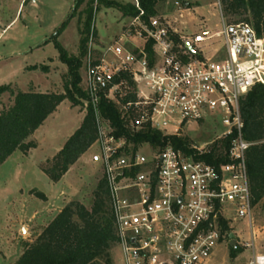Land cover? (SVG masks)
<instances>
[{
  "label": "built area",
  "instance_id": "built-area-1",
  "mask_svg": "<svg viewBox=\"0 0 264 264\" xmlns=\"http://www.w3.org/2000/svg\"><path fill=\"white\" fill-rule=\"evenodd\" d=\"M132 5L139 14L127 30L104 48L92 31L84 58L85 109L92 105L99 125L96 161L103 166L118 246L125 264H208L228 236L224 221L230 226L235 217L253 224L251 144L243 138L240 105L264 86V38L247 23H225L222 15L219 32L180 40L161 18L146 21L139 0ZM214 38L223 47L209 56L203 44ZM102 100L120 106L134 133L151 128L180 137L192 124L206 122L224 130L211 141H191L188 153L148 143L135 151L102 118ZM234 135L222 155L226 162L203 159ZM246 264H264V255L254 252Z\"/></svg>",
  "mask_w": 264,
  "mask_h": 264
},
{
  "label": "rangeland",
  "instance_id": "rangeland-1",
  "mask_svg": "<svg viewBox=\"0 0 264 264\" xmlns=\"http://www.w3.org/2000/svg\"><path fill=\"white\" fill-rule=\"evenodd\" d=\"M74 1L37 0L33 3L32 0L23 5L12 23L19 1L0 0V86L12 85L21 91L36 86L42 92L63 93L68 68L60 62L52 38L72 16L58 41L70 56L79 57L89 3L95 13L93 31L96 43L101 48L118 39L131 23L129 17L100 5L99 0H86L83 6L73 11ZM222 15L227 24L245 23L249 17L248 14L225 16L221 0H164L157 5L153 17L166 21L181 40L192 39L199 33L212 35L219 32L222 30ZM203 46L208 47L205 54L213 55L215 50L223 47V41L214 38ZM82 64L84 79V59ZM82 87L85 88L83 84ZM10 102V94L2 95L0 111L1 105L9 106ZM83 103L84 106L72 107L69 101L63 102L43 128L30 138L38 147L29 156L16 152L0 166V264H16L25 244L35 242L69 203L77 201L89 210L93 208L98 187L104 180L103 166L96 161L100 154L97 144L58 183L52 182L40 169L81 126L87 112ZM222 130L212 122H206L199 126L192 124L190 130L185 129L180 134L192 142L203 143L213 140ZM35 189L43 192L48 200L42 201L32 195L31 191ZM230 226L226 233L230 232L229 237L214 250L208 264H246L254 252L264 255V199L254 206L252 225L248 220L232 217ZM231 234L235 235V246L231 245ZM233 249H238L235 257ZM112 257L114 264H125L121 247L113 248Z\"/></svg>",
  "mask_w": 264,
  "mask_h": 264
},
{
  "label": "trees",
  "instance_id": "trees-1",
  "mask_svg": "<svg viewBox=\"0 0 264 264\" xmlns=\"http://www.w3.org/2000/svg\"><path fill=\"white\" fill-rule=\"evenodd\" d=\"M146 12V21L156 15V7L164 0H139ZM86 0H76L73 11L79 9ZM225 16L249 15L244 21L253 26L258 35L264 38V0H221ZM92 3L88 4L87 19L82 30L79 57L70 56L58 41L73 18L52 38L59 53V60L68 68L64 76L63 93L23 92L12 86H0V97L9 93L12 102L0 112V166L5 164L16 152L27 156L37 147L30 138L40 129L60 105L69 101L72 107L84 106L89 100L82 87L81 69L85 58L89 37L95 21ZM106 8L115 9L124 17H137L139 11L132 4H122L115 0H99ZM95 32V31H94ZM95 34V33H94ZM96 36V34H95ZM131 98V97H130ZM133 98V97H132ZM241 118L243 138L251 144L247 152V167L253 194L254 206L264 199V86H256L242 99ZM102 118L109 123L117 137L124 136L138 150L144 143L164 149L173 146L189 152L191 140L188 137L169 136L151 128L134 133L124 121L120 106L102 100L99 105ZM99 125L92 105L88 106L80 128L67 140L63 148L52 159L40 167L41 171L54 183L60 182L70 169L96 144ZM232 136L221 140L213 148L210 156L203 157L208 163L226 162L223 152L231 147ZM215 158H217L215 160ZM31 194L42 201L48 198L43 192L32 190ZM227 233L230 227L223 222ZM230 232L228 233L229 237ZM119 238L116 218L111 204L105 179L100 183L96 200L91 210L82 203L73 201L43 230L33 243L24 246V252L16 264H114L112 250L118 246ZM238 249H233L234 257Z\"/></svg>",
  "mask_w": 264,
  "mask_h": 264
},
{
  "label": "crops",
  "instance_id": "crops-1",
  "mask_svg": "<svg viewBox=\"0 0 264 264\" xmlns=\"http://www.w3.org/2000/svg\"><path fill=\"white\" fill-rule=\"evenodd\" d=\"M18 1H19V8H18V11H17V15H16V17H15V19L13 20L12 23H14V22L16 21V18H17V16H18V13H19L20 9L23 7V5L28 4V3H29L30 1H32V0H18ZM36 1H37V0H33V3H36ZM75 1H76V0H75ZM75 1H74V4H75ZM115 1H117V2H119V3H122V4H131V3H132V0H131V1L115 0ZM12 23H11V24H12ZM11 24H10V25H11ZM9 27H10V26H8L7 28H9ZM5 31H6V30H4V32H5ZM209 56H210V54H209ZM10 86H12V85H10ZM12 88L15 89V90H19L18 88H14L13 86H12ZM31 90H33L34 92H40V93H58V92H55V91H52V90H50V91H46V92H42V91H40L36 86H31L30 89H29L28 91H23V92H30ZM20 91H21V90H20ZM8 94H9V93H8ZM10 98H11V95H10ZM10 103H11V102H10ZM3 107H4V106L1 105V111H2ZM58 109H59V108H58ZM1 111H0V112H1ZM57 111H58V110H57ZM54 114H55V113H54ZM54 114H53V115H54ZM53 115H52V116H53ZM52 116H50V117H52ZM50 117H49V118H50ZM49 118H48V119H49ZM84 118H85V116H84ZM84 118L82 119V122H83ZM82 122H81V125H82ZM44 124H45V123H44ZM42 128H43V127H42ZM79 128H80V127H79ZM37 131H39V130H37ZM37 131H36V132H37ZM76 131H77V130H76ZM76 131H75V132H76ZM36 132H35V133H36ZM75 132H72V134H70V137H71ZM33 136H34V135H33ZM33 136H32V137H33ZM32 137H31V138H32ZM70 137H69V138H70ZM34 142L37 144L36 141H34ZM37 147H38V144H37ZM37 147H36V148H37ZM36 148H35V149H36ZM62 148H63V147H62ZM62 148H61V149H62ZM61 149H60V150H61ZM33 150H34V149H33ZM60 150H59V151H60ZM59 151H58V152H59ZM58 152H57V153H58ZM30 154H31V152H30L27 156H29ZM56 155H57V154H56ZM56 155H55V156H56ZM24 156H25V155H24ZM51 159H52V158H51ZM46 197H47V196H46ZM47 198H48V197H47ZM116 263H117V261H116Z\"/></svg>",
  "mask_w": 264,
  "mask_h": 264
},
{
  "label": "water",
  "instance_id": "water-1",
  "mask_svg": "<svg viewBox=\"0 0 264 264\" xmlns=\"http://www.w3.org/2000/svg\"><path fill=\"white\" fill-rule=\"evenodd\" d=\"M188 49L192 51V48L190 47V45H187ZM230 239H231V245L232 246H235L236 244V241H235V235L234 234H231L230 235Z\"/></svg>",
  "mask_w": 264,
  "mask_h": 264
}]
</instances>
